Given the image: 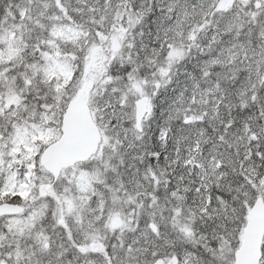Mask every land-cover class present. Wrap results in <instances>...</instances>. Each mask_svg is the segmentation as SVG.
<instances>
[{"label":"snow or ice","instance_id":"1","mask_svg":"<svg viewBox=\"0 0 264 264\" xmlns=\"http://www.w3.org/2000/svg\"><path fill=\"white\" fill-rule=\"evenodd\" d=\"M0 264H264V0H0Z\"/></svg>","mask_w":264,"mask_h":264}]
</instances>
